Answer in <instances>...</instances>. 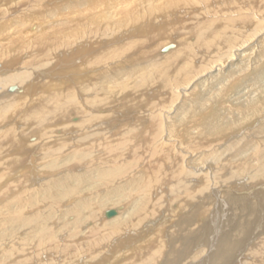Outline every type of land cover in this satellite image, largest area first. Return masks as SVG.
I'll return each mask as SVG.
<instances>
[{"label": "bare ground", "instance_id": "6f19581e", "mask_svg": "<svg viewBox=\"0 0 264 264\" xmlns=\"http://www.w3.org/2000/svg\"><path fill=\"white\" fill-rule=\"evenodd\" d=\"M70 1L0 0V264H264V0Z\"/></svg>", "mask_w": 264, "mask_h": 264}, {"label": "rangeland", "instance_id": "374dc122", "mask_svg": "<svg viewBox=\"0 0 264 264\" xmlns=\"http://www.w3.org/2000/svg\"><path fill=\"white\" fill-rule=\"evenodd\" d=\"M29 1H31V2H30V4H31L33 0H29ZM63 1H64V2H61V3H62L63 5L65 4L67 7H68L69 4H72L70 0H63ZM69 1H70V2H69ZM81 2H83V1H79V3H81ZM45 3H47V0H46ZM45 3H44V6H45V8H46V6L49 5V4H48V3L45 4ZM73 3H74V2H73ZM25 4H26V5H25ZM41 4H43V3H41ZM67 4H68V5H67ZM74 4H75V3H74ZM74 4H72V5H74ZM28 5H29V2L27 3V1H25V2H21V3H18V4L16 5L17 8H16V12H15V13H16L17 15L23 14V15L25 16V12L22 11V9H23L24 7H28ZM2 7H3L2 9H4L5 6L2 5ZM11 7H13V6H11ZM46 10H47V9H46ZM21 11H22V12H21ZM15 13H13L12 15L14 16ZM210 16H211V15H210ZM217 16H218V15H217ZM217 16H216V17H217ZM205 17H207V16H204V17L202 16L201 18L204 19ZM189 18H191V17H189ZM192 18H193V17H192ZM192 18H191V19H192ZM199 18H200V17H199ZM191 19H190V20H191ZM163 23H164L163 25L166 24V22H163ZM257 23L264 24V21H262L261 18L257 17ZM188 27H189V26H186V28H188ZM176 35H177V34H176ZM133 37H135V36H133ZM175 37H176V36H175ZM178 37H179V36H178ZM160 40H162V38L159 39L158 41H160ZM163 40H164V38H163ZM166 40H167V39H166ZM170 40H171L172 42H174V43L176 42V39L173 40V37H171ZM170 40H167V41H168V42H171ZM124 41H127V39H124ZM158 41L156 40V42H158ZM122 42H123V41H122ZM156 42H154L153 44H155ZM153 44L150 45V47H152ZM171 44H172V43H169V44L167 43L166 46L171 45ZM175 44H176V43H175ZM164 47H165V45H164ZM164 47L161 48L162 50L160 49L159 51L157 50L156 52H157L158 54H160V55H162V54L164 55V53L169 52V51L172 50L175 46H174V45H171L170 49L167 50V51H163V48H164ZM161 51H162V52H161ZM254 55H256V54H255V53H252L251 55L246 56V57L244 58L243 61H244V62H248V61L251 60L253 57H255ZM252 56H253V57H252ZM16 60L19 61V59H17V58H16ZM235 63H237V61H235ZM244 64H245V63H244ZM23 65H24V64H23ZM226 70H227V69H226ZM211 71H212V70H211ZM254 73H255V72H253L251 75H253ZM242 82H244V80L241 81V83H242ZM244 84H245V83H244ZM238 85H239V84H238ZM238 85L236 86V88H238ZM37 91L40 93V92H42V89H38ZM37 91H36V92H37ZM9 92H10V91H9ZM18 92L20 93V92H22V91L18 90ZM196 92H197V91H196ZM12 93H13V92H12ZM12 93H11L9 96H6V98H7V97L10 98V97L12 96ZM150 93H151V92H150ZM25 96H26V100H27L28 97H29V98H32V97H34L35 95H30V96L25 95ZM148 97H149V95H148ZM155 98H156V99H159L157 96H155ZM155 98H154V99H155ZM3 99H4V97H3ZM154 99H153V100H154ZM147 109H148V108H147ZM147 109H146V112H147ZM18 114H19V113H18ZM19 115H20V114H19ZM260 118H261V117H260ZM0 127H1L0 129L5 128V126H0ZM255 127H258V124H257V123H256V125H254L253 127H251V129H254ZM259 127H261V126H259ZM238 135H239V137H241V135H243V134H238ZM235 137H238V136L236 135ZM230 139H232V138H230ZM227 142H229V141H227ZM165 145H166V144H165ZM259 147H260V146H259ZM253 153H254V152H252L250 155H248V158L251 156V157H250L251 161H252L253 163H255L254 158H253V157H254ZM252 155H253V156H252ZM36 157H37V156H36ZM36 157H35V158H36ZM252 159H253V160H252ZM36 160H37V158H36ZM170 162H171V161H170ZM36 166L39 167V166H38V163L36 164ZM222 199H226V197L224 196ZM240 207H241V206H240ZM109 209L121 210L122 207H119V206H118V207H114V208L112 207V208H109ZM225 215H226V217H225V221H224L225 223H224V225L226 224L227 227L232 228L233 226H231V225L228 224L229 222H231V220H228V213H227V214L225 213ZM226 219H227V220H226ZM226 222H228V223H226ZM227 227H225V228L227 229ZM229 228H228V229H229ZM256 240H257V239H256ZM209 245H210V244H209ZM200 247H202V246H200ZM104 264H109V263L104 262Z\"/></svg>", "mask_w": 264, "mask_h": 264}, {"label": "water", "instance_id": "95a60500", "mask_svg": "<svg viewBox=\"0 0 264 264\" xmlns=\"http://www.w3.org/2000/svg\"><path fill=\"white\" fill-rule=\"evenodd\" d=\"M170 47H171V45L165 46V47L163 48V51H167V50H169ZM115 213H116L115 209H109V210H107V211L105 212V216H107V217H111V216H113Z\"/></svg>", "mask_w": 264, "mask_h": 264}]
</instances>
